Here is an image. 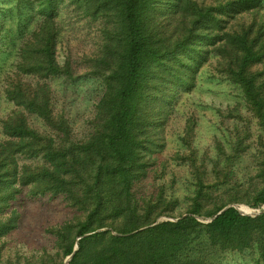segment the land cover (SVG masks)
<instances>
[{
	"label": "trees",
	"instance_id": "1",
	"mask_svg": "<svg viewBox=\"0 0 264 264\" xmlns=\"http://www.w3.org/2000/svg\"><path fill=\"white\" fill-rule=\"evenodd\" d=\"M79 29L93 45L61 61ZM204 71L242 101L215 108L224 138L201 149L191 113L169 152ZM82 74L104 91L79 137L53 82ZM1 101L0 264H264V0H0ZM24 196L61 198L72 215L45 228L51 248L13 257Z\"/></svg>",
	"mask_w": 264,
	"mask_h": 264
},
{
	"label": "rangeland",
	"instance_id": "2",
	"mask_svg": "<svg viewBox=\"0 0 264 264\" xmlns=\"http://www.w3.org/2000/svg\"><path fill=\"white\" fill-rule=\"evenodd\" d=\"M13 1H3L4 7L11 6ZM17 14L7 18L8 26L17 24ZM87 38V39H86ZM7 51L5 56L7 61L5 69L13 66L15 55V46L7 39ZM93 45L90 37L87 36L86 29H79L76 36L73 37L69 45H61L60 60L64 61L65 52L71 48L76 56L84 50H88ZM53 89L57 99L58 107L65 110L71 120L76 134L81 137L85 135L90 126L88 120L92 117L95 104L99 101L104 91V86L100 80L80 75L76 81H65L56 79L53 82ZM242 101L240 90L228 82H219L215 79L208 78V71H204L200 77L197 87L184 95L183 99L177 106L178 112L173 116L169 124L170 142L169 152L178 148L177 132L183 125L186 117L195 113L199 120V130L197 144L201 149L212 146L213 137L218 134L224 138L216 121L218 120L215 108H226ZM11 105L1 101V115H5ZM31 123L41 129H47L43 122L31 117ZM177 186L176 194L180 196L185 203L187 191V172L176 166ZM20 212L18 228L13 231L6 239V252L13 257L16 254L29 253L35 249H41L44 246L52 247V238L45 232V228L61 223L71 217L72 213L67 209L61 198H30L24 196L17 204Z\"/></svg>",
	"mask_w": 264,
	"mask_h": 264
}]
</instances>
